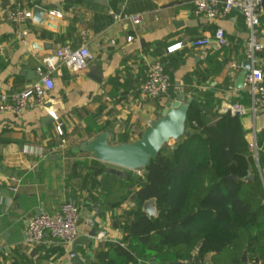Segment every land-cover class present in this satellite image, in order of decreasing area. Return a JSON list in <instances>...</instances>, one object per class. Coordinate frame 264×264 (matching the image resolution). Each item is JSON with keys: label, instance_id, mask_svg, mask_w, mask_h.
Instances as JSON below:
<instances>
[{"label": "crops", "instance_id": "0c3cea01", "mask_svg": "<svg viewBox=\"0 0 264 264\" xmlns=\"http://www.w3.org/2000/svg\"><path fill=\"white\" fill-rule=\"evenodd\" d=\"M35 6L45 10L42 23L32 16L24 22L8 17L17 7L32 12ZM193 10L194 0H0V93L30 85L43 58L63 45L84 46L93 56L79 72L65 66L53 70V89L41 105L18 115L0 113V264H98L101 249H108L116 264H124L109 245L128 243L122 240L119 222L125 211L139 205L134 192L144 171L100 162L102 172L93 175L88 162L94 158L78 146L101 132L108 133L110 144L131 142L175 99L169 92L156 99L140 92L155 60L165 63L171 91L191 98L206 123L228 113L225 109L235 101L248 103L243 87H235L248 61L240 14L233 11L222 20H208ZM121 11L140 14L141 22H113L112 14ZM216 27L224 31L225 46L214 40L202 48L192 45L195 39L212 37ZM259 37L264 42V27H259ZM34 39L44 44L42 50L32 51ZM177 43L179 49L166 51ZM238 119L247 143L254 132L259 152L264 151V111ZM59 123L62 136L55 131ZM257 161L264 188V171ZM66 201L79 209L74 245L49 238L36 246L27 244L28 220L39 213L54 215ZM257 241L245 264H264V228ZM196 254L197 248L184 264L210 263L211 254L202 261Z\"/></svg>", "mask_w": 264, "mask_h": 264}, {"label": "trees", "instance_id": "16d2710c", "mask_svg": "<svg viewBox=\"0 0 264 264\" xmlns=\"http://www.w3.org/2000/svg\"><path fill=\"white\" fill-rule=\"evenodd\" d=\"M259 20L264 27V14ZM169 97H176L171 89ZM185 128L190 135L163 146L142 168L144 176L137 177L139 205L125 211L119 222L128 243L109 245L124 264L185 262L195 248L197 261L211 254L209 264H245L243 251L252 256L256 250L258 231L264 228V188L238 117L226 113L206 123L192 101ZM257 162L264 171V151ZM88 168L93 175L103 170L95 159ZM249 173L252 179H239ZM229 175L236 179H226ZM149 198L155 200L153 217L141 211ZM96 261L116 264L108 249L99 250Z\"/></svg>", "mask_w": 264, "mask_h": 264}, {"label": "built area", "instance_id": "2783aa9c", "mask_svg": "<svg viewBox=\"0 0 264 264\" xmlns=\"http://www.w3.org/2000/svg\"><path fill=\"white\" fill-rule=\"evenodd\" d=\"M261 0H194V14L204 16L208 20H222L231 12L240 14L246 29L244 41V54L250 63V68L245 74L243 90L248 96V103L239 101L231 103L225 111L232 116L256 117L264 111V42L259 37L261 13ZM50 15L60 17L59 13L49 12ZM32 16L31 10L17 7L8 17L16 22H24ZM113 22H130L139 24L140 14H129L124 11L112 14ZM24 32L20 34L23 36ZM128 37L127 40H130ZM216 41L220 46L227 44L224 31L216 27L212 37H202L192 41L195 47H206L211 41ZM181 47L180 43L167 47L166 51L172 53ZM93 59L92 54L84 47L73 48L63 45L46 55L42 65L37 68V79L20 91L0 93V113L18 115L27 107L41 105L50 91L53 89L51 72L58 66H65L71 72H79L87 67ZM236 68H240L237 65ZM172 87V81L165 69V63L157 59L148 68L144 80L140 84V92L150 98L156 99L168 94ZM57 135L62 136V124L55 126ZM63 142V140H62ZM248 150L255 161L258 160L259 148L257 135L252 132L248 143ZM262 180V179H261ZM79 209L72 201L64 202L54 215L39 213L26 223L24 229L25 242L31 246L42 244L49 238L66 244H72L78 237Z\"/></svg>", "mask_w": 264, "mask_h": 264}, {"label": "water", "instance_id": "95a60500", "mask_svg": "<svg viewBox=\"0 0 264 264\" xmlns=\"http://www.w3.org/2000/svg\"><path fill=\"white\" fill-rule=\"evenodd\" d=\"M261 12L264 14V0L260 2ZM45 10L40 6H35L32 10V18L36 22H43L42 15ZM216 42V41H215ZM217 43V42H216ZM44 44L37 39L30 42L32 51L42 50ZM218 46H220L217 43ZM47 48V46H44ZM250 68L249 61H244L242 70L235 79V87L242 88L246 72ZM36 76V73H35ZM191 98L184 99L183 96H176L173 101L167 102L162 108L160 115L152 120L149 126L140 134V136L128 143L110 144L108 142V133L101 132L90 140H83L79 143L78 150L89 154L95 160L113 165L126 170H137L146 167L151 159H155L161 148L175 141L182 135H190L186 132L185 124L187 120V112ZM112 173L119 174L110 170ZM249 173L240 180L252 179ZM226 179H236L235 175H229ZM141 211L148 217L156 216L155 200L149 198L141 205ZM73 242L71 245H74ZM247 251H243L241 261L246 262ZM153 262H151L152 264ZM166 264H184L182 261L167 262Z\"/></svg>", "mask_w": 264, "mask_h": 264}, {"label": "rangeland", "instance_id": "374dc122", "mask_svg": "<svg viewBox=\"0 0 264 264\" xmlns=\"http://www.w3.org/2000/svg\"><path fill=\"white\" fill-rule=\"evenodd\" d=\"M174 141H170L169 143L165 144L164 146H169L170 144H172ZM140 170H143V169H139Z\"/></svg>", "mask_w": 264, "mask_h": 264}]
</instances>
